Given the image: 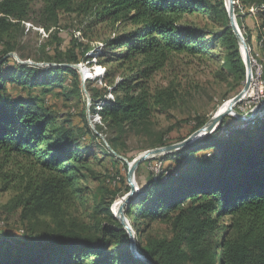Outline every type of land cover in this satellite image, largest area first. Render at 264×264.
<instances>
[{
    "label": "trees",
    "instance_id": "obj_1",
    "mask_svg": "<svg viewBox=\"0 0 264 264\" xmlns=\"http://www.w3.org/2000/svg\"><path fill=\"white\" fill-rule=\"evenodd\" d=\"M224 1L0 0V154L7 158L5 163H11L14 156L29 163L19 166L22 173L17 178L3 172V162L0 186L18 195L23 221L39 216H51L55 221L43 234L37 227H28L19 236L0 230V264H146L133 256L131 239L111 211L114 200L130 191L126 178L120 179L119 194L109 202H100L96 209L107 222L96 227L98 236L66 221V209L75 206L82 193L77 189L82 169L90 164L82 132L59 125L50 111L36 102L13 97L10 88L48 93L72 82L79 93L81 75L73 66L90 59V47L79 39L75 40L76 49L64 51L56 45L54 55L44 60L59 67L14 61L10 53L17 51V42L12 33L30 20L33 5L40 4V18L31 20L48 33L55 29L50 38L59 43L63 42L58 30L62 15L80 19L78 31L84 39L100 25L109 28L111 36L101 42L100 63L127 66L132 75L114 87L115 100L94 95L92 110L120 138L126 130L150 122L159 107L173 102L170 95L167 101L166 95L152 90L154 72L173 55L207 56L206 36L185 27V17L203 15L221 20L223 30L214 39L226 51L225 70L238 87L245 82L246 66ZM239 3L245 8L264 6V0ZM258 15L262 38L264 10ZM239 23L243 26L240 18ZM100 97L104 105L96 111ZM205 123L197 122L194 130ZM239 124L230 126L223 121L217 133L185 151L166 155L163 159L175 160L174 166L160 175L152 173L129 206V217L145 229H138L144 236L153 224L169 223L170 238L149 237L139 247L154 264H264V121L243 129ZM222 128L228 136L220 134ZM115 141L112 149L119 153ZM207 151L211 152L208 158L191 157ZM106 152L113 163L120 162L115 153ZM178 155L181 157L176 158ZM183 163L184 168L179 169Z\"/></svg>",
    "mask_w": 264,
    "mask_h": 264
},
{
    "label": "rangeland",
    "instance_id": "obj_2",
    "mask_svg": "<svg viewBox=\"0 0 264 264\" xmlns=\"http://www.w3.org/2000/svg\"><path fill=\"white\" fill-rule=\"evenodd\" d=\"M224 2L225 8L228 9V1ZM235 3L236 24L248 47L252 66L250 91L244 101L235 108V113L248 120L253 116L254 111L262 105L258 112L259 118L262 119H258L254 123L248 121L246 124L240 121L239 129H242L264 121V35L260 38L259 26L262 22L258 15L261 10H264V6L261 9L245 8L239 3V0H236ZM237 7L238 9H236ZM32 9L37 13L30 14V20L23 22L20 29H15L12 33V39L17 42V51L10 55H14L11 57L17 63H27L32 66L37 64L39 67H59L58 64L44 60L48 56L54 55L56 45L60 44V49L68 51L77 47L75 40L79 39V43L90 47L88 53L90 59L76 65L82 80L79 93L77 92L78 88L72 82H68L64 88H56L48 93L40 89L29 91L20 87H11L10 92L15 98H26L48 109L59 125H66L82 132V143L88 149L86 154L90 155V164L82 169L78 181L77 189L82 192L78 194L80 198L75 206L66 209L65 217L67 222L78 223L90 235L98 236L96 227L100 224L106 225L107 222L96 214V209H99L100 202H109L113 195L119 194V190L122 189L120 179L126 178L129 186L130 166L147 152L175 145L190 138L201 129L194 130L197 122L205 121V125L209 123L219 111L243 92L247 84V68L245 82L241 87H238L234 77L228 75L225 70L226 51L222 44L217 43L214 39L215 35H219L223 30L221 20L203 15L185 17L182 22L185 27L206 36L205 41L209 48L207 56L173 55L171 61L162 69L154 72L150 83L152 90H158L159 93L166 95L167 101L170 96L173 97V102L159 107L150 122L140 128L126 130L125 135L119 138L118 134L102 121L101 116L92 110L95 105L92 98L94 95L99 94V96H105L106 99L115 100L114 87L124 78L132 75L127 66L118 67L116 63L106 65L100 63L98 54L103 48L101 42L111 36L109 28L100 25L93 29L89 32L90 41L84 39L78 31V28L81 27L80 19H77L76 16L62 15L61 29L58 30L63 42L59 43L50 38V34L55 32V29L48 33L33 22L40 18V4H34ZM227 13L231 27L228 10ZM239 18L243 22V26H240ZM237 42L242 56L238 39ZM2 52L3 48L0 46V56H2ZM242 59L244 61L243 56ZM105 83H109V85L106 86ZM73 91H76V94L72 93ZM102 99L100 97L97 100L96 111L102 109V105H104L101 102ZM224 121L230 126L239 122L234 116H228ZM218 129L213 134L217 133ZM220 134L228 136L224 128ZM183 138L186 139L180 141ZM112 141H115L113 146L119 149V153L112 149ZM107 150L110 151L109 153H116L120 162L113 163V160L107 155ZM210 153V151L202 152L191 157L208 158ZM166 155H159L147 160L136 170L134 181L139 191L138 194L141 193L143 185L152 173L160 175L168 169V166L172 167L175 164V160H164ZM179 157L181 155L176 158ZM6 159L0 154V166L3 162L5 163ZM11 161V163H5L3 172L6 171L11 175L14 173L18 178L22 173L19 166L29 163L25 159L15 156L11 158ZM178 168L183 169L184 163ZM129 189L131 190L130 186ZM126 195L114 200L111 211L127 233L126 225L130 227L141 254L143 253L139 247L149 237L153 239L171 237L169 223L165 221L153 224L149 228L148 235L144 236L139 232V230L143 232L145 229L142 226L137 227L130 219L129 206L120 211ZM22 216L23 210L18 207V195L15 191H4L0 186V230L2 232L19 236L23 235L28 227H37L38 232L43 234L46 227L55 226V221L51 216H39L26 221H23Z\"/></svg>",
    "mask_w": 264,
    "mask_h": 264
},
{
    "label": "water",
    "instance_id": "obj_3",
    "mask_svg": "<svg viewBox=\"0 0 264 264\" xmlns=\"http://www.w3.org/2000/svg\"><path fill=\"white\" fill-rule=\"evenodd\" d=\"M227 1L229 3L227 10L229 12L231 27H232L233 32L236 35L239 43H240L242 56L244 58L245 65L247 68V84H246L245 89L243 90V92L240 95H238L235 99H233V101H231V106L228 108V110L226 112H224L222 114L217 113L216 116L209 123H207L204 127H202L199 131H197L190 138L186 139L185 141H183L181 143L175 144V145H171L168 147H164L161 149H155L153 151L147 152L143 156L138 158L133 163V165H131L129 168L128 183H129L131 190L128 192L126 197L123 199V205L120 208V211L123 210L124 207L130 206L132 203L135 202L134 198L137 197V194L139 193V191L137 190V186H136L135 181H134V175H135L136 170L145 161L150 160L152 158H155L156 156H159V155H165V154L168 155V154H172V153H177L180 151H185V150L189 149L190 147H193L194 145H196L197 143L202 141L205 137L212 135L222 125L224 119L228 116H234L236 119L243 122V124L248 123V121L254 123L258 119H262V118H259V116H258V112L261 109L262 105L259 106L254 111L253 116L248 120H246L244 117L236 115V113H235V108L244 101L245 96L250 91V86H251V81H252V66H251V60H250V55H249L250 53H249L248 47L246 45V42H245L242 34L240 33V31L238 29L237 24H236V18H235V4H236L235 1L236 0H227ZM11 56H14V55H11ZM23 64H25V63H23ZM35 66H37V64H35ZM73 67L77 69V66H73ZM84 80H85V78H84ZM239 126H240V124L238 125V128H240ZM115 155H117V154L115 153ZM126 227H127L130 239H131V249H132L133 256L136 259H139V260L145 262L146 264H154L153 262L148 260L143 254H141L138 251V248H137V245L135 242V238L131 234V229L127 225H126Z\"/></svg>",
    "mask_w": 264,
    "mask_h": 264
},
{
    "label": "bare ground",
    "instance_id": "obj_4",
    "mask_svg": "<svg viewBox=\"0 0 264 264\" xmlns=\"http://www.w3.org/2000/svg\"><path fill=\"white\" fill-rule=\"evenodd\" d=\"M244 51V50H243ZM231 106V102H229L221 111H219L218 113L219 114H222V113H224V112H226L227 110H228V108ZM122 205H123V201H122V204H121V207H122ZM120 207V208H121Z\"/></svg>",
    "mask_w": 264,
    "mask_h": 264
}]
</instances>
